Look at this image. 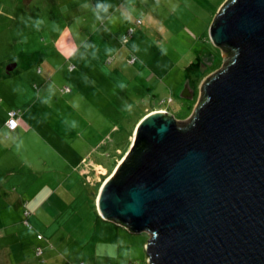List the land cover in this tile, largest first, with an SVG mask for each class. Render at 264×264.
<instances>
[{
	"label": "rangeland",
	"instance_id": "obj_1",
	"mask_svg": "<svg viewBox=\"0 0 264 264\" xmlns=\"http://www.w3.org/2000/svg\"><path fill=\"white\" fill-rule=\"evenodd\" d=\"M227 1L0 0V63H18L0 80V210L25 195L9 230L12 264H149L151 235L105 220L99 195L143 119L195 116L205 81L229 61L211 39ZM11 110H26L21 133L3 130ZM84 158L85 185L55 183L52 169L65 176ZM39 176L53 184L31 199ZM47 197L58 217L39 209Z\"/></svg>",
	"mask_w": 264,
	"mask_h": 264
},
{
	"label": "water",
	"instance_id": "obj_2",
	"mask_svg": "<svg viewBox=\"0 0 264 264\" xmlns=\"http://www.w3.org/2000/svg\"><path fill=\"white\" fill-rule=\"evenodd\" d=\"M211 39L229 61L195 116L143 119L144 150L99 195L105 220L151 235L149 264H264V0H228Z\"/></svg>",
	"mask_w": 264,
	"mask_h": 264
},
{
	"label": "crops",
	"instance_id": "obj_3",
	"mask_svg": "<svg viewBox=\"0 0 264 264\" xmlns=\"http://www.w3.org/2000/svg\"><path fill=\"white\" fill-rule=\"evenodd\" d=\"M25 5L26 3H28V0H22ZM110 1V0H108ZM12 2H14V0H12ZM4 4V5H3ZM20 6H23V10L25 9V5H22V2L19 3ZM1 7H5L6 5L5 3H1L0 4ZM117 10H119V8H116ZM115 9V10H116ZM116 10V11H117ZM1 12H4L0 9ZM1 14V13H0ZM3 14V13H2ZM7 14L8 16H13L14 17V12L13 14L10 12L9 10V6L7 9ZM38 61L43 62L45 60V56L41 57V55L37 58ZM2 67H6L8 68V66H10L11 64H16V68L14 69V71H18V63H15V59H13V57L8 58L6 60H3L1 63ZM5 69V68H4ZM40 69V66H39ZM6 70V69H5ZM7 71V70H6ZM14 71L12 72H8L0 75V80L1 79H7L6 75H10V73H14ZM19 73V72H18ZM11 74V75H12ZM23 107V105L21 106ZM25 114H26V110H25ZM24 114V115H25ZM24 115H21V119H20V126L16 131H10L7 128V121H8V112L4 111L3 113V121L5 122L4 125L5 127L3 128V130L5 131H9V133H21L24 130V123H23V118ZM21 140L24 139L23 135H20ZM23 137V138H22ZM90 154V153H89ZM100 154L102 155V153L100 152ZM42 160V159H41ZM86 160V158L82 159L80 166L78 165L77 167H75L69 174H66L64 176V173L62 171H59V169H52L51 173H54L53 175L56 176L57 174H59V178L55 183H59V185L61 186L62 184H65L69 189H75L79 184L83 183L85 185V181H87V174L89 173L88 169H87V164H85L86 166L82 165V163ZM88 162V161H87ZM86 162V163H87ZM89 163V162H88ZM94 163V162H93ZM102 164V162H101ZM64 178H66V180H64ZM41 176L37 177L34 182L32 181L30 183V194H32L31 199H33V197L36 194H41L43 193L48 185L53 184L52 180H41ZM36 190L37 191H33V189H31L33 186H36ZM18 186V185H17ZM28 188V187H27ZM28 191V189H27ZM21 192V191H20ZM25 193V191H22ZM20 198L25 199V195L19 196L17 198H15L16 200H14V202L16 203L17 201H19ZM27 198H29V196H27ZM22 199V200H23ZM51 199L49 197L45 198L41 203H39V209L40 210H47L49 212V214H51L52 216L58 217L60 215V209H58V207L56 205H54L51 201ZM15 203L12 204H8L6 206H3L0 210V226H6V228L0 229V264H12L13 263V258H14V252H13V247L14 245L10 244V242L14 241L13 239H11V235L9 237V230L11 226H14L16 223V218L17 217H21L22 214L24 213L21 209V207L19 206V204H17V206L15 205ZM7 204V203H6ZM13 228V227H12ZM11 228V229H12ZM14 236V235H13ZM12 240V241H10ZM14 244V242H13ZM13 246V247H12ZM12 247V248H11ZM42 254L40 256H42L44 253L43 250ZM39 252V251H38Z\"/></svg>",
	"mask_w": 264,
	"mask_h": 264
},
{
	"label": "built area",
	"instance_id": "obj_4",
	"mask_svg": "<svg viewBox=\"0 0 264 264\" xmlns=\"http://www.w3.org/2000/svg\"><path fill=\"white\" fill-rule=\"evenodd\" d=\"M136 59L135 58H132L130 60V62H135ZM71 69H73V67H71ZM64 92H67L69 91V88H66L63 90ZM20 119H21V113H19L18 111H15V110H11L8 112V121L6 123L7 125V128L10 130V131H16L19 126H20ZM42 251L40 250V255H41Z\"/></svg>",
	"mask_w": 264,
	"mask_h": 264
},
{
	"label": "trees",
	"instance_id": "obj_5",
	"mask_svg": "<svg viewBox=\"0 0 264 264\" xmlns=\"http://www.w3.org/2000/svg\"><path fill=\"white\" fill-rule=\"evenodd\" d=\"M144 147L145 146L143 144H139L133 147V149L129 152V155L124 163V168L133 164V162L137 159V153L144 150Z\"/></svg>",
	"mask_w": 264,
	"mask_h": 264
},
{
	"label": "bare ground",
	"instance_id": "obj_6",
	"mask_svg": "<svg viewBox=\"0 0 264 264\" xmlns=\"http://www.w3.org/2000/svg\"><path fill=\"white\" fill-rule=\"evenodd\" d=\"M111 178H112V177H111ZM108 180H109V179H108ZM108 180H107V181H108ZM107 181H106V182H107ZM106 182H105V183H106Z\"/></svg>",
	"mask_w": 264,
	"mask_h": 264
}]
</instances>
